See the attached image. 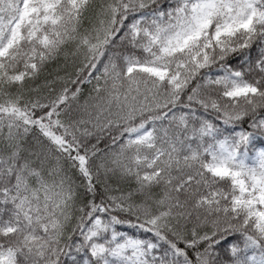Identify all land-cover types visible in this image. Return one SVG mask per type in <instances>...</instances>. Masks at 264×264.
Listing matches in <instances>:
<instances>
[{
    "label": "snow or ice",
    "instance_id": "obj_1",
    "mask_svg": "<svg viewBox=\"0 0 264 264\" xmlns=\"http://www.w3.org/2000/svg\"><path fill=\"white\" fill-rule=\"evenodd\" d=\"M0 264H264V0H0Z\"/></svg>",
    "mask_w": 264,
    "mask_h": 264
},
{
    "label": "trees",
    "instance_id": "obj_2",
    "mask_svg": "<svg viewBox=\"0 0 264 264\" xmlns=\"http://www.w3.org/2000/svg\"><path fill=\"white\" fill-rule=\"evenodd\" d=\"M86 91V90H85Z\"/></svg>",
    "mask_w": 264,
    "mask_h": 264
}]
</instances>
